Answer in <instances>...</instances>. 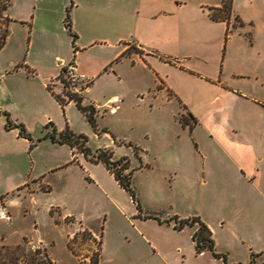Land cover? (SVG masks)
<instances>
[{
    "label": "crops",
    "instance_id": "obj_1",
    "mask_svg": "<svg viewBox=\"0 0 264 264\" xmlns=\"http://www.w3.org/2000/svg\"><path fill=\"white\" fill-rule=\"evenodd\" d=\"M253 2L241 11L234 1L228 21L210 16L222 0H10L9 36L0 49L1 151L21 154L31 145L18 128H6L4 112L23 122L32 136L49 121L58 132L66 127L42 100L53 103L54 92L63 93L60 63L66 59L54 48L63 36L74 48L65 25L68 7L78 36L69 60L90 79L85 90L91 92L109 69L124 82L125 61L152 74V106L161 110L154 128L143 131L146 143L136 144L142 148L137 158L139 168L164 177L172 196L142 205L143 214H157L161 221L139 217L132 197L104 163L79 152L76 158L88 169L87 179L99 182L122 218L112 242L103 233L98 264H248L253 254L254 264H264V8ZM17 28L20 37L11 44ZM132 47L138 51L130 52ZM32 50L41 58H32ZM167 106L170 109L164 110ZM183 112L197 121L191 119L192 126L183 123ZM37 136L61 152L54 170L66 165L70 154L76 156L69 144ZM116 138L109 147L114 154L118 144L125 143ZM91 166L104 167L129 194L130 205L109 195ZM195 190L209 192L207 199H189ZM177 192L179 202L174 199ZM175 215L199 216L227 261L210 250L198 253L193 234L199 225L176 229L174 220L164 221ZM82 229L97 235L86 225Z\"/></svg>",
    "mask_w": 264,
    "mask_h": 264
},
{
    "label": "rangeland",
    "instance_id": "obj_2",
    "mask_svg": "<svg viewBox=\"0 0 264 264\" xmlns=\"http://www.w3.org/2000/svg\"><path fill=\"white\" fill-rule=\"evenodd\" d=\"M234 1L236 8L241 11L251 6V0ZM253 1L254 7L264 8V0ZM4 18L5 15L0 18V34L6 24ZM20 32V29H14L11 44L20 37ZM28 36L27 34L26 38ZM54 49L66 59L60 64L71 62L69 59L73 56L74 48H71L68 37H61ZM35 51L32 50L30 56L41 58L40 53ZM132 51L138 50L132 47L130 52ZM123 67L124 82L119 81L115 70L109 69L107 73L98 77L91 92L83 91L85 92L83 104L91 101L97 107L96 116L100 130L97 133L100 135L95 134L96 131L76 103L69 101L63 93L53 91L55 95L53 103H49L48 100H42V103L60 122L70 126L71 121L79 129L76 131L87 134L92 149L99 146L109 148L111 140L115 137L125 142L122 145L118 144L114 157L129 156L131 168L135 169L133 186L142 205L152 206L158 199L167 201L171 198L169 197L172 196L171 191L161 174L139 168L141 162L129 143L139 146L142 141L146 143L143 131L154 128L156 115L161 109L152 106L155 102L151 91L154 86L151 72L141 65L131 67L128 61H125ZM56 95L63 98L64 102ZM112 95L122 98L116 114L107 111V106L103 104L109 97H113ZM169 109L168 106L164 108ZM182 116L190 119L189 114L185 112ZM103 128H107L108 131H103ZM49 129L52 127L39 125L35 130V136L33 135L36 144L25 153L10 154L0 150V264H95L96 258L100 257L103 233L107 240L112 242L122 224L120 213L109 201L110 196L106 195L99 182L87 179L90 174L86 166L78 162L80 159L72 162L70 154L66 165L54 170L53 165L60 161L62 154L59 149L56 150V145L37 136L42 134V137H46ZM75 153L77 157L78 150ZM139 153L141 154L140 151ZM91 172L107 186L109 195L128 204L129 194L118 188L104 167L91 166ZM156 181L159 182L156 184L158 195L153 185ZM189 193L188 198L195 202L203 201L209 195V192L204 190ZM174 196L179 202L178 196L181 195L177 192ZM82 224L94 230L97 235L88 229H82ZM3 245L11 248L21 245V248L10 252L5 251Z\"/></svg>",
    "mask_w": 264,
    "mask_h": 264
},
{
    "label": "trees",
    "instance_id": "obj_3",
    "mask_svg": "<svg viewBox=\"0 0 264 264\" xmlns=\"http://www.w3.org/2000/svg\"><path fill=\"white\" fill-rule=\"evenodd\" d=\"M233 2L234 0H222V4L220 7H213L211 8L210 16L213 20H228L230 19L232 15L233 10ZM10 5V0H0V18L5 15L4 20L6 21L5 27L3 29L2 34H0V49L3 48V46L6 44L7 38L9 36V24L11 22V18H9L6 14V11L8 10ZM4 13V14H3ZM237 23H240L242 25L243 22L239 21L238 17L236 18ZM65 25L68 30V33L73 38V46L75 49L76 47V39L77 34L73 31L72 28V22H71V14H70V7L67 8L66 16H65ZM17 68V67H16ZM64 71L65 67L62 68L60 78L64 79ZM91 85V83L89 84ZM66 95L70 100H74L76 102L77 107L86 115L88 121L90 122L91 126L96 132H99V126L97 122V116H96V107L93 103L91 104H83V95L76 94L73 92H66ZM58 99H60L62 102H64V99L61 98L59 95H56ZM4 114L7 116V129H13L18 128L19 134L27 139L30 140L31 145L30 148H33L36 144V140L33 138L27 127L23 122L14 121L11 118V115L9 112H4ZM189 118L185 116H181V121L183 123H187L190 126L191 125V119L196 118L189 113ZM46 128L52 127V129H49L46 137H50L52 141L58 142V143H67L69 144L75 151L78 150V152L82 153L86 159L94 162L99 163L102 162L107 167V169L114 174V177L118 181L119 185L124 188L132 197L133 202L135 203L137 209L139 210L138 216L142 218H155L160 219V217L157 214L154 213H144L143 214V206L141 199L139 197V194L135 187L133 186V174H134V168H131V160L128 156H122L120 158L115 159L114 158V151L110 148H98L96 150H93L89 145V136L82 132H77L73 130L69 125L65 127L64 130L58 132L54 123L52 121H49L46 126ZM103 131H108L107 128H103ZM130 146L133 147L134 153L138 158H141L139 151L141 152V148L133 143H129ZM77 160L76 156H73L72 162H75ZM172 220L175 221V228L176 229H182L186 226H194L198 224V229L193 234V240L195 242V247L198 253L210 250L216 257L223 258L225 261H227V254L218 252L215 246V240L212 236V231L210 227L199 217V216H193L188 218H180L179 216L175 215L171 218L165 219L166 222H171ZM2 248L5 251H13V250H19L21 248V245H17L15 248H11L8 245H3ZM39 251V250H36ZM255 261V254H253L251 261L248 264H254ZM99 263V258H96V263Z\"/></svg>",
    "mask_w": 264,
    "mask_h": 264
},
{
    "label": "built area",
    "instance_id": "obj_4",
    "mask_svg": "<svg viewBox=\"0 0 264 264\" xmlns=\"http://www.w3.org/2000/svg\"><path fill=\"white\" fill-rule=\"evenodd\" d=\"M63 65L65 67L63 76L64 79L60 78L61 83L63 85V94L67 97L66 92L70 91L82 95L83 91L90 86V79L86 75L79 74L77 72V65L75 61H71ZM121 102L122 98L118 95H115L109 98L104 106H107V111L112 114H115L119 111Z\"/></svg>",
    "mask_w": 264,
    "mask_h": 264
}]
</instances>
